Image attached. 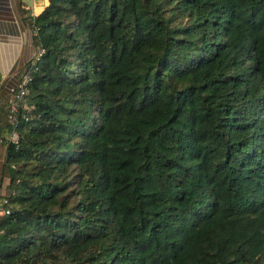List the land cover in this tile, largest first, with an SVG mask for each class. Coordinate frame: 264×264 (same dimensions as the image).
Wrapping results in <instances>:
<instances>
[{"label": "trees", "instance_id": "obj_1", "mask_svg": "<svg viewBox=\"0 0 264 264\" xmlns=\"http://www.w3.org/2000/svg\"><path fill=\"white\" fill-rule=\"evenodd\" d=\"M22 11L0 264H264V0Z\"/></svg>", "mask_w": 264, "mask_h": 264}, {"label": "crops", "instance_id": "obj_2", "mask_svg": "<svg viewBox=\"0 0 264 264\" xmlns=\"http://www.w3.org/2000/svg\"><path fill=\"white\" fill-rule=\"evenodd\" d=\"M46 4L47 0H0V99L8 96L36 50L33 28L22 10L36 14ZM2 179L0 199L10 190L8 177Z\"/></svg>", "mask_w": 264, "mask_h": 264}, {"label": "built area", "instance_id": "obj_3", "mask_svg": "<svg viewBox=\"0 0 264 264\" xmlns=\"http://www.w3.org/2000/svg\"><path fill=\"white\" fill-rule=\"evenodd\" d=\"M33 32L34 33L36 32V28H34ZM40 51H41V49H36L33 52V55L27 61L25 70L20 75V78L18 79V82L16 83L15 86L10 88L9 94L14 92V96L10 97V99H9V103H10V108H9L10 109V118L12 120H15L14 112H16L17 107L19 105L21 107H24V108L27 106L21 99H22L23 95L28 91L27 82L30 79L31 70L33 68V65H34L35 61L37 60V58L39 56ZM9 137L10 138H14L15 134L13 132H10ZM5 201H6V198H5V196H3L0 199V213L8 212V210L3 207V204H4Z\"/></svg>", "mask_w": 264, "mask_h": 264}, {"label": "rangeland", "instance_id": "obj_4", "mask_svg": "<svg viewBox=\"0 0 264 264\" xmlns=\"http://www.w3.org/2000/svg\"><path fill=\"white\" fill-rule=\"evenodd\" d=\"M3 134H4V136L9 137L10 132L5 131ZM3 159H4V145H3L2 142H0V176L2 175V176H1V179H0V183H1L2 180H3V179H2L3 177H9V176H8V171L2 168V165H3ZM5 179H6V178H5ZM2 191H3V189H2ZM1 194H2V193H1Z\"/></svg>", "mask_w": 264, "mask_h": 264}]
</instances>
